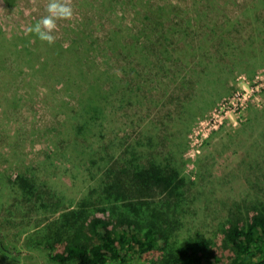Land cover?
<instances>
[{
	"label": "trees",
	"instance_id": "obj_1",
	"mask_svg": "<svg viewBox=\"0 0 264 264\" xmlns=\"http://www.w3.org/2000/svg\"><path fill=\"white\" fill-rule=\"evenodd\" d=\"M103 1L105 13L117 0ZM160 1L119 0L138 33L111 21L101 36L89 20L50 45L34 34L9 40L0 27V105L18 110L21 89L41 97L40 87L49 88L40 100L64 120L47 160L72 166L61 175L70 173L73 187L81 179L78 190L30 173L7 182L11 207L58 216H44L27 236L56 264H264V199L214 203L200 171L187 170L184 140L200 110L194 99L220 92L225 72L264 57V0H231V13L240 8L233 15L222 0H191L186 9ZM11 59L21 62L18 72L5 66ZM24 66L34 81L8 84ZM169 97L178 100L165 108ZM141 111L155 121L135 118ZM193 210L204 224L215 216L213 234L192 232ZM0 248L11 252L1 233Z\"/></svg>",
	"mask_w": 264,
	"mask_h": 264
},
{
	"label": "rangeland",
	"instance_id": "obj_2",
	"mask_svg": "<svg viewBox=\"0 0 264 264\" xmlns=\"http://www.w3.org/2000/svg\"><path fill=\"white\" fill-rule=\"evenodd\" d=\"M64 2L69 3L73 8V16L71 19L56 21L57 26L53 31L55 42H67L71 31L89 20L94 24L90 28L100 26L98 33L101 36H104V31L110 27L111 21L120 24L126 30L138 33L140 23L134 22L133 11L122 6L119 0L114 1L113 6L107 2L104 7H107L105 13L99 8L103 5V0H64ZM171 2L186 9L191 0H171ZM48 3L49 0H0L2 36L13 41L21 35L32 36L28 29L36 21L48 15ZM222 4L227 6L232 15L240 10L238 8V11L230 12V8L234 6L231 0H222ZM205 38L209 40L205 35L203 39L201 38V45L205 42ZM211 46L212 44L208 42L206 51H210ZM99 59L104 62L101 57ZM20 64L17 59L15 64L13 59L5 62L7 68L14 67L17 72ZM20 71L22 75L15 74L13 80L8 79V84H28L34 81L35 74L28 66H24ZM231 71L225 72L224 78L221 76L223 81L218 89L220 92L212 90V95L194 99L199 103L200 110L191 120L184 136L185 153L187 158L192 160L188 163L187 170L191 174L200 171L210 189V192H203L207 196L211 195L214 203L220 199L244 200L253 199L255 196L264 199V57L257 56L251 63L246 62ZM40 84L47 83L40 82ZM48 90L49 88H45L44 85L39 89L41 97L38 95L29 97L21 89L19 95L24 99L20 101L19 107L17 106L18 110H15L16 107L13 109L11 106L0 105V233L11 249L10 253L4 254L0 248V264H56L48 258L47 251L30 248L27 236L31 234L29 232L35 225L37 227L43 225L44 216L51 218L58 216L44 215V211L41 215L29 214L24 206L22 209L11 207L15 195H11L7 182H11L19 174L28 176L30 173L38 176L36 179L40 182L50 180L57 187L61 186L64 189L78 190L76 184H81V179H77L75 188L72 185L74 178H70V173L61 175L65 169L68 172L69 168H72L69 163L61 166L56 161L47 160V155L57 143L60 123L64 120L63 115L57 116L55 110L40 100L42 95L48 94ZM14 93H16L15 86L9 88V94ZM61 97L65 101L68 100L64 95ZM28 98L32 100L27 101ZM168 100L170 102H166L169 104L165 108L171 103L175 104L178 98L169 97ZM163 107V103H160L157 110H162ZM155 114L154 112L150 116L145 111H141L134 117L154 120L153 116H157ZM128 115L133 118L134 113L128 111ZM126 119L128 118L125 115V122ZM126 124L125 133L131 135L134 126L132 123ZM111 130L112 128H109L108 131ZM69 179L71 181H68ZM199 191L196 190V194ZM192 215H194L191 217L192 220L196 221V227L188 223L190 224L188 227L193 229L192 232L204 227V231L213 234L216 229V221L213 219L215 216L203 220L204 224L201 222L202 215L194 210ZM157 257L158 254L150 255L149 259Z\"/></svg>",
	"mask_w": 264,
	"mask_h": 264
},
{
	"label": "clouds",
	"instance_id": "obj_3",
	"mask_svg": "<svg viewBox=\"0 0 264 264\" xmlns=\"http://www.w3.org/2000/svg\"><path fill=\"white\" fill-rule=\"evenodd\" d=\"M48 15L42 17L32 25L28 32L35 35L41 41L53 44L56 37L53 31L56 28L58 19H71L73 16V8L64 0H49L47 6Z\"/></svg>",
	"mask_w": 264,
	"mask_h": 264
}]
</instances>
